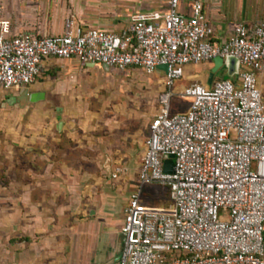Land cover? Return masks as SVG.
I'll return each instance as SVG.
<instances>
[{
	"label": "built area",
	"instance_id": "obj_1",
	"mask_svg": "<svg viewBox=\"0 0 264 264\" xmlns=\"http://www.w3.org/2000/svg\"><path fill=\"white\" fill-rule=\"evenodd\" d=\"M213 34L199 1L183 15L179 0H168L165 12L138 14L119 32L66 20L61 34L38 36L12 34L0 23L3 89L31 84L49 57L118 71L167 65L124 211L118 264H264V98L257 80L264 75V21L236 24L221 43ZM228 55L239 61L236 82L218 78L173 91L186 65ZM173 96L189 99L188 109L171 112ZM169 157L172 171L164 172ZM145 184L166 187L173 208L142 206Z\"/></svg>",
	"mask_w": 264,
	"mask_h": 264
},
{
	"label": "crops",
	"instance_id": "obj_2",
	"mask_svg": "<svg viewBox=\"0 0 264 264\" xmlns=\"http://www.w3.org/2000/svg\"><path fill=\"white\" fill-rule=\"evenodd\" d=\"M194 1L201 2L218 43L238 23L253 26L264 21V0H179V12L187 15ZM167 4L168 0H0V23L6 22L12 34L38 36L61 34L66 20L81 29L119 32L138 14L163 13ZM213 67L212 61L186 65L174 89L192 82L211 86L218 79L215 73L210 79ZM110 70L100 63L81 65L75 58L49 57L31 84L1 90L0 98L27 121L21 122L14 141L22 150L20 159L12 170L1 169L8 179L0 181V264H118L124 211L138 185L144 139L160 95L152 119L128 128V110L90 105L95 92L110 89ZM150 74L164 78L159 68ZM257 80L261 90L264 75L257 74ZM86 91L90 92L85 95ZM119 138L130 149L116 155ZM144 196L140 192L142 206ZM167 198V207H144L172 209L169 192Z\"/></svg>",
	"mask_w": 264,
	"mask_h": 264
},
{
	"label": "rangeland",
	"instance_id": "obj_3",
	"mask_svg": "<svg viewBox=\"0 0 264 264\" xmlns=\"http://www.w3.org/2000/svg\"><path fill=\"white\" fill-rule=\"evenodd\" d=\"M110 76L113 80L110 84V89H102V91L95 92L93 94V100L90 105L96 109L105 107L116 110L117 107H122L124 110L130 112V116H127L126 126L128 128H135L141 125V123L149 122L158 109V96L164 90V78L159 75H153L145 72L143 69L133 68L125 71L110 70ZM216 78H224L235 81L237 75L230 76L227 73L225 66L220 67L214 75ZM178 80L174 86L178 85ZM173 86V91L175 90ZM259 86V83H258ZM1 90H4L0 87ZM264 98V87L261 89ZM90 91H86L85 95ZM1 97V96H0ZM84 100L90 101V97H84ZM189 99H180L177 96H173L170 101V111L184 112L188 109ZM23 121H27V117L15 115L12 109L9 107V103L0 98V181L7 182L8 176L2 177L1 169L5 171L12 170V164L15 159L19 160V155L22 154V150L14 145V141L19 137L18 133L22 126ZM126 140L119 138L117 140L116 155L119 153H125L130 149L129 143ZM134 148L136 146H133ZM137 156H135L136 158ZM24 158V157H23ZM3 170V169H2ZM6 177V178H5ZM145 193L144 205H154L167 207L170 205V201L167 198L168 190L162 186H151L145 184L141 187V195ZM142 205V204H141ZM143 205V206H144ZM147 207V206H146ZM264 238V231H263Z\"/></svg>",
	"mask_w": 264,
	"mask_h": 264
},
{
	"label": "water",
	"instance_id": "obj_4",
	"mask_svg": "<svg viewBox=\"0 0 264 264\" xmlns=\"http://www.w3.org/2000/svg\"><path fill=\"white\" fill-rule=\"evenodd\" d=\"M212 63L214 65V67L210 73V79L213 78V75L216 72V70H218L222 66L226 67L227 73L230 76H233L234 74H237V72H238L239 61L234 56L228 55L225 58L214 57L212 59ZM103 66L108 67L106 64H103ZM158 68L165 71L167 69V65L162 64V65H159ZM172 166H173V160H172V157H169L168 159H166L164 161V164H163L164 172H171Z\"/></svg>",
	"mask_w": 264,
	"mask_h": 264
}]
</instances>
